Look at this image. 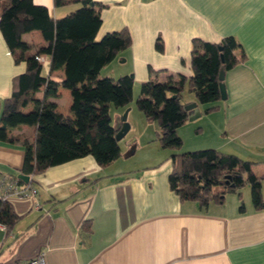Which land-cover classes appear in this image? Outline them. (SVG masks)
Here are the masks:
<instances>
[{
  "label": "crops",
  "instance_id": "crops-1",
  "mask_svg": "<svg viewBox=\"0 0 264 264\" xmlns=\"http://www.w3.org/2000/svg\"><path fill=\"white\" fill-rule=\"evenodd\" d=\"M93 1L103 4L96 39L122 28L131 36L130 46L105 64L100 75H132V101L127 107L110 106L113 124L128 108L126 133L132 139L125 142V158L119 139L120 156L111 164L101 167L91 155L78 157L33 175L36 195L10 196L7 201L19 218L10 229L0 226V262L14 264L42 252L45 264H264V209L253 207L248 184L241 190L242 209L236 192L226 193L221 203L181 201L168 183L173 150H164L158 162L148 153L131 157L140 144L147 151L158 146L147 145L158 142L157 128L140 111L134 112L140 83L148 79L149 70L158 71L160 79L167 74L188 77L193 39L219 42L233 35L240 42L237 52L244 55L225 71L226 98L213 102L217 107L205 113L208 104L199 103L185 87L181 99L197 102L201 114L177 132L183 146V129L193 128L202 146L251 160L255 175H264V0ZM33 2L44 5L53 17L79 5ZM21 40L34 53L45 44L36 29L23 33ZM157 41L161 50L155 47ZM40 56L47 75L49 58ZM24 70L25 62L14 61L0 31V111L11 94L13 77ZM62 95L67 97L64 107ZM50 100L57 110L71 114L67 88L59 87L58 96ZM9 132L20 137L0 140V173L14 176L20 172L32 129L19 125ZM261 192L264 199V180Z\"/></svg>",
  "mask_w": 264,
  "mask_h": 264
},
{
  "label": "trees",
  "instance_id": "trees-1",
  "mask_svg": "<svg viewBox=\"0 0 264 264\" xmlns=\"http://www.w3.org/2000/svg\"><path fill=\"white\" fill-rule=\"evenodd\" d=\"M75 3L79 4L75 9L53 17L44 5L33 0H0V31L14 61L25 62V70L12 79L10 96L3 100L0 140L18 139L20 135L9 132L13 127L27 125L32 129L20 168L29 176L24 184L32 185L33 175L78 157L91 155L105 167L120 156L110 106L129 105L133 77L101 76L100 70L130 46L131 36L127 28H122L96 39L103 4L93 0H54L57 6ZM35 29L45 40L37 53L21 40L23 33ZM155 47L161 50V42L157 41ZM238 49L240 42L233 35L219 42L195 38L191 44L190 76L167 74L160 79L158 71L150 69L148 79L140 83L135 107L145 119L156 123L159 145L173 150L168 183L181 201L221 203L226 193L236 192L242 209L241 190L248 184L253 207L264 209V175H255L253 161L213 147L175 152L183 144L177 129L188 120L187 102L181 99L184 88L193 91L199 103L208 104L205 113L214 110L217 105L212 103L221 99L219 70L223 67L227 71L242 60L244 54H239ZM41 53L49 58L47 75L38 59ZM57 70L63 74H54ZM59 87L71 93V114L60 112L50 100L58 96ZM39 91L41 95L37 96ZM28 105L31 107L24 110ZM7 200L0 198V224L10 229L19 217Z\"/></svg>",
  "mask_w": 264,
  "mask_h": 264
},
{
  "label": "rangeland",
  "instance_id": "rangeland-1",
  "mask_svg": "<svg viewBox=\"0 0 264 264\" xmlns=\"http://www.w3.org/2000/svg\"><path fill=\"white\" fill-rule=\"evenodd\" d=\"M44 69V68H43ZM185 96H186V94H185ZM136 99V98H135ZM60 104H61V106L62 107H64L66 104H67V97L66 98H64V96L62 95V100L60 101ZM134 112L137 114V112H139L137 109H136V107H134ZM140 115H138V116H142L141 115V113H139ZM140 118H142V117H140ZM197 120V121H196ZM195 120V122H197L198 123V119H196ZM200 120V119H199ZM138 121V123L141 125V120H137ZM194 121V120H193ZM193 121H191V122H193ZM149 123L150 124H152V125H154L155 126V128H157V125H156V123L154 122V121H149ZM190 124H196V123H190ZM196 125H199V124H196ZM187 126L188 125H186V127H184V128H187ZM145 129V128H144ZM193 128H191L189 131H187V129H183V130H185L186 131V133H184L183 135L185 136V139H186V142H185V144L182 146V148H181V150L182 151H188V150H193V149H198L199 147L200 148H202V147H205V146H202V145H205V144H201L202 142H200V141H198V140H196V139H194L195 137L197 138V136H195L194 135V133H193V130H192ZM148 130H150L151 131V127H149V129ZM192 130V131H191ZM147 131V130H146ZM131 133H126V135L124 136V137H122V138H120V139H122L121 140V142H122V146H121V149H122V158H125L124 156H125V150H124V147H125V142H126V140H129V139H132L131 137V135H130ZM195 136V137H194ZM200 138V137H199ZM202 140V139H201ZM205 143V142H204ZM157 144H158V146H157ZM200 144V145H199ZM141 145V144H140ZM140 145H138V150L137 151H135V153L134 154H132L131 155V157H136V158H141V157H145V155L148 153V154H150L151 155V157H157V158H155L156 159V162H158L159 160H162L163 158H164V150H166V149H161L162 147L159 145V142H154V141H150V142H148L147 143V145L148 146H150V147H152L153 148V145L154 146H157L156 147V151H153V150H155L154 148H153V150H148L147 151V146L145 145H142L141 147H139ZM131 147H132V144H131ZM126 149H127V145H126ZM168 150V149H167ZM181 151V152H182ZM171 153V152H170ZM153 154V155H152ZM133 161V160H132ZM132 161L130 160V162L129 163H132ZM248 185H247V187H246V190H248ZM248 193V192H247Z\"/></svg>",
  "mask_w": 264,
  "mask_h": 264
},
{
  "label": "built area",
  "instance_id": "built-area-1",
  "mask_svg": "<svg viewBox=\"0 0 264 264\" xmlns=\"http://www.w3.org/2000/svg\"><path fill=\"white\" fill-rule=\"evenodd\" d=\"M41 60V56L38 57ZM36 193V188L30 184H19L15 176H10L7 174L0 173V198L8 199L10 196H25L34 195ZM0 226H3L0 224ZM0 264H4L1 263ZM14 264H45L44 254L42 252L36 254L35 256Z\"/></svg>",
  "mask_w": 264,
  "mask_h": 264
},
{
  "label": "water",
  "instance_id": "water-1",
  "mask_svg": "<svg viewBox=\"0 0 264 264\" xmlns=\"http://www.w3.org/2000/svg\"><path fill=\"white\" fill-rule=\"evenodd\" d=\"M224 76H225V71H224V68L221 67L219 70V75H218L221 99H225L227 96L225 83H224ZM185 109L188 110V120H193L199 117L201 114V111L199 107L197 106V102H190V103L185 104ZM127 111H128V108L124 110L120 118H118L113 124L114 129L116 130L115 137L117 140L122 138L129 129V123L126 120ZM17 178L21 179L23 182H27L29 180V176L21 172L17 174Z\"/></svg>",
  "mask_w": 264,
  "mask_h": 264
}]
</instances>
